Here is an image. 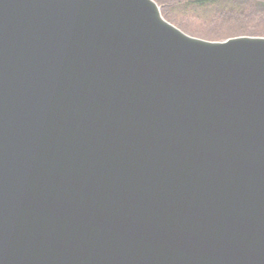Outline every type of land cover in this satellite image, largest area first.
Instances as JSON below:
<instances>
[{"label":"water","instance_id":"1","mask_svg":"<svg viewBox=\"0 0 264 264\" xmlns=\"http://www.w3.org/2000/svg\"><path fill=\"white\" fill-rule=\"evenodd\" d=\"M0 264H264V37L0 0Z\"/></svg>","mask_w":264,"mask_h":264},{"label":"rangeland","instance_id":"2","mask_svg":"<svg viewBox=\"0 0 264 264\" xmlns=\"http://www.w3.org/2000/svg\"><path fill=\"white\" fill-rule=\"evenodd\" d=\"M155 1L167 21L196 38L264 37V0H213L203 5L195 0Z\"/></svg>","mask_w":264,"mask_h":264},{"label":"trees","instance_id":"3","mask_svg":"<svg viewBox=\"0 0 264 264\" xmlns=\"http://www.w3.org/2000/svg\"><path fill=\"white\" fill-rule=\"evenodd\" d=\"M199 5L208 4L213 2V0H195ZM229 13V12H227ZM227 13H224L223 16H225Z\"/></svg>","mask_w":264,"mask_h":264}]
</instances>
